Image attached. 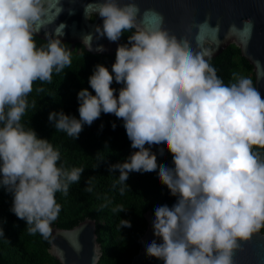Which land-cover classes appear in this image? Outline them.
Returning a JSON list of instances; mask_svg holds the SVG:
<instances>
[{"label": "clouds", "instance_id": "9594fccd", "mask_svg": "<svg viewBox=\"0 0 264 264\" xmlns=\"http://www.w3.org/2000/svg\"><path fill=\"white\" fill-rule=\"evenodd\" d=\"M94 4L102 19L96 38L116 42L127 32L128 41L118 44L111 72L94 66L88 82L95 94L79 90V118L53 110L49 122L76 140L101 112L122 119L137 151L109 166L110 174L119 170L120 193L129 186L130 172L159 168L160 182L177 197L172 207L155 208L154 235L162 242L149 243L146 255L164 264H234L241 242L264 229V98L253 80L239 73L225 84L211 55L164 27L162 15L155 27L139 23L135 0ZM43 13L44 0H0V187L12 195L10 211L28 232L47 239L61 212L56 194L67 196L85 169L69 168L47 138L22 123L34 82L51 83L54 71L71 65L61 40L64 24L45 31L46 43L37 46L35 22ZM244 24L250 38L252 22ZM113 79L123 85L118 96ZM152 145L166 146L174 167L158 166ZM84 191H93L91 178ZM118 227L131 222L121 219Z\"/></svg>", "mask_w": 264, "mask_h": 264}, {"label": "trees", "instance_id": "16d2710c", "mask_svg": "<svg viewBox=\"0 0 264 264\" xmlns=\"http://www.w3.org/2000/svg\"><path fill=\"white\" fill-rule=\"evenodd\" d=\"M129 35L130 33H124L120 44L127 43ZM34 38L37 46L46 43L45 39L37 36ZM63 43L71 52L70 67L60 73L54 71L51 83L34 82L33 90L27 97L29 106L22 123L26 127H32L38 137L47 138L54 148L59 150L61 160L66 161L69 168L85 169L80 182L70 185L67 196L56 194L57 202L61 204V212L54 223L93 215L100 233L99 264H129L138 250V239L146 228L144 212L148 209L154 212L157 206L165 205V195L171 193L159 180V168L156 173L130 172L126 181L129 186H124L123 194L120 193L121 186L116 183L119 170L110 174L109 166L123 162L137 149L131 147L123 120L114 114L101 112L100 117L90 126H83L76 140L64 132L56 131L49 122L48 115L53 110H63L66 114L79 118V90L88 88L94 95L88 82L94 66L103 64L111 72L116 56V51L110 57L107 54H92L80 43H75L74 47L70 42ZM210 63L225 84L232 81L233 73L250 77L254 82L252 65L233 43L218 55L211 57ZM111 87L116 90L114 94L118 96L123 85L113 79ZM41 88L43 91H38ZM151 151L156 154L158 166L174 167L172 154L166 146H151ZM89 178L92 179L91 193L84 191L86 179ZM11 205L12 195L0 187V220L4 221L5 234L0 237V256L5 263L59 264L47 251L50 238L45 239L39 233L30 234L25 221L18 219L10 211ZM118 205H122L126 210L114 213L112 209ZM121 219L129 220L131 227H122L120 230L118 225ZM261 232L264 233V229H261Z\"/></svg>", "mask_w": 264, "mask_h": 264}, {"label": "water", "instance_id": "95a60500", "mask_svg": "<svg viewBox=\"0 0 264 264\" xmlns=\"http://www.w3.org/2000/svg\"><path fill=\"white\" fill-rule=\"evenodd\" d=\"M139 8L138 22L145 27H155L163 16V26L184 37L194 48L214 57L233 43L240 49L253 67L254 85L264 98V0H135ZM61 8L63 9L61 11ZM159 14V15H157ZM251 20L250 38L244 22ZM64 24L63 42L72 47L80 43L92 54L113 56L121 37L110 42L106 37L96 38L95 26L102 25V19L95 16L94 0H44V13L35 22L40 31L37 37L45 38V31L51 32ZM231 29V30H230ZM92 34L91 41L84 36ZM103 45V51L97 46ZM91 48V50H89ZM208 58L207 56L205 57ZM111 67V66H110ZM147 145V144H146ZM148 146V145H147ZM158 146V145H152ZM176 200L171 194L165 195V204L172 207ZM146 228L138 239V250L129 264H164L156 257L146 255V246L154 239L152 209L144 212ZM47 249L59 264H99L100 233L93 215L54 223ZM234 255V264H264V233L261 231ZM0 264H6L0 256Z\"/></svg>", "mask_w": 264, "mask_h": 264}]
</instances>
